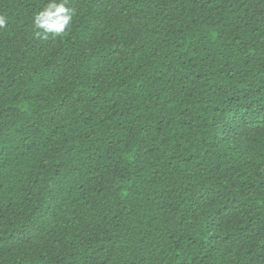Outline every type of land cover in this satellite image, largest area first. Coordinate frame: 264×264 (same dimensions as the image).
I'll return each instance as SVG.
<instances>
[{
  "label": "trees",
  "instance_id": "16d2710c",
  "mask_svg": "<svg viewBox=\"0 0 264 264\" xmlns=\"http://www.w3.org/2000/svg\"><path fill=\"white\" fill-rule=\"evenodd\" d=\"M0 0V264H264V0Z\"/></svg>",
  "mask_w": 264,
  "mask_h": 264
},
{
  "label": "clouds",
  "instance_id": "9594fccd",
  "mask_svg": "<svg viewBox=\"0 0 264 264\" xmlns=\"http://www.w3.org/2000/svg\"><path fill=\"white\" fill-rule=\"evenodd\" d=\"M67 4L68 0H48L45 6L33 15L32 25L37 30V35L47 39L49 34L60 35L66 32L75 15ZM7 23V18L0 15V28L5 27Z\"/></svg>",
  "mask_w": 264,
  "mask_h": 264
}]
</instances>
